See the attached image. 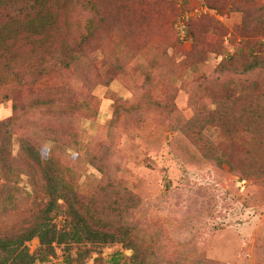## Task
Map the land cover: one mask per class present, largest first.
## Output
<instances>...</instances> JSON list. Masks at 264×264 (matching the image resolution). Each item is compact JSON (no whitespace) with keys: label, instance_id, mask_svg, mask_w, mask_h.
Returning <instances> with one entry per match:
<instances>
[{"label":"rangeland","instance_id":"obj_1","mask_svg":"<svg viewBox=\"0 0 264 264\" xmlns=\"http://www.w3.org/2000/svg\"><path fill=\"white\" fill-rule=\"evenodd\" d=\"M104 5L109 9L103 21L96 22L98 15L86 11L68 16L72 44L91 32L86 43L90 51L72 75L76 81L65 104L88 101L95 115L81 110L72 121L48 119L52 126L64 121L77 130V143L68 149L71 154L65 162L73 165L84 187L96 188L103 182L119 189L128 186L136 193L139 203L133 221L141 226L146 244L161 246L165 259L160 264H264V180L242 177L227 165L206 159L181 127L195 113L200 116L216 107L211 100V92L220 88L221 83H216L240 87L264 75V45L250 54L247 48V41H264V29L257 35L254 27L263 18L264 0H104ZM245 13H249V29L243 26ZM190 25L199 31L198 43L189 33ZM119 44L123 47L116 54L118 63L126 65L122 75L112 65ZM22 50L29 56L30 46ZM233 53L238 59L257 56L259 65L245 74L221 71L219 62ZM152 59L157 61L156 70L147 83L135 67ZM67 77L53 75L47 86ZM33 93L27 88L14 92L20 103L16 112L12 93L0 101V121L18 117L12 126L14 136L29 132L28 127L36 129L38 120H45L38 110L24 109ZM154 102L160 106L158 113ZM117 103L135 104V109L126 115L121 111L108 137ZM217 136L218 128L207 126L199 140L213 141ZM18 146L17 141L12 143L13 154ZM49 146L44 145L43 156ZM91 148H96L97 158L103 160L104 155V171L85 161L84 153ZM234 149L246 162V151ZM20 185L33 189L27 178ZM58 204L56 225L64 214L62 200ZM10 219L16 222L13 216ZM38 245L36 237L26 242L30 253ZM74 251L75 247L58 245L47 261L34 264H63L69 254L76 256ZM116 253H122L118 264L131 263L132 250L120 242L98 247L84 262L111 264L105 258Z\"/></svg>","mask_w":264,"mask_h":264},{"label":"trees","instance_id":"obj_2","mask_svg":"<svg viewBox=\"0 0 264 264\" xmlns=\"http://www.w3.org/2000/svg\"><path fill=\"white\" fill-rule=\"evenodd\" d=\"M108 9L104 0H0V101L8 99L9 92L12 93V108L16 112L20 103L14 92L31 89L34 93L24 102V109L38 110L45 118L38 120L41 122L36 129L28 127L29 132L16 136L12 131L18 118L16 115L0 121V264L45 262L55 254L58 245L75 247L76 256L72 258L69 254L63 264H86L84 259L92 251L116 242L132 250L130 264H160L164 258L159 252L161 246L153 248L146 244L141 226L133 221L139 203L136 193L128 186L119 189L110 183L101 182L96 188L79 184L73 165L65 162L71 154L68 149L77 143V130L64 121L58 127L48 121L52 117L72 121L81 110H89L90 116L95 115L88 101L65 104L67 93L73 92L72 84L76 81L72 75L90 51L86 43L91 32L89 30L78 43L72 44L68 16L86 11L98 15L96 22H99L106 18L105 10ZM261 13L263 18H259L254 26L257 35H262L264 29V10ZM248 14L245 13L243 26L249 29ZM92 22L91 19L90 24ZM191 27L189 33L198 43L199 31ZM196 42H193V53ZM249 43L247 41L249 54L264 45V41L258 40ZM27 45L30 50L26 57L22 48ZM122 47L116 46L115 62H112L118 75L126 68L118 63L120 56L116 55ZM162 57H166L164 51ZM252 59L249 60V56L238 59L233 53L222 59L218 66L221 71L245 74L259 65L257 56ZM136 65L138 75L149 83L157 61L152 59L147 65L141 62ZM58 73H66L68 77L48 87L47 81ZM216 84H220V88L211 92L216 107L200 116L195 113L181 125L182 132L206 159L217 165L225 164L242 177L264 180V75L259 80L242 83L240 87L229 86L224 81ZM192 102L196 104V99ZM134 105L116 104L114 118L107 128L108 137L121 111L126 115L135 109ZM154 107L158 113L160 106L155 104ZM32 125L36 123L32 122ZM207 126L218 128V136L213 141L206 138L200 141L202 130ZM16 141L19 146L13 154L11 146ZM202 142L203 145L198 147ZM46 143L50 146L43 156ZM234 146L246 151V162L240 161L236 153L239 150L236 151ZM95 155L96 148H91L83 157L102 172L104 155L103 160ZM23 178L32 181V191L20 185ZM58 200L64 205L60 225L53 223L58 215ZM12 216L16 222H12ZM35 237L39 245L36 252L30 253L26 242ZM121 255L112 254L105 258L106 262L118 264L117 258Z\"/></svg>","mask_w":264,"mask_h":264}]
</instances>
